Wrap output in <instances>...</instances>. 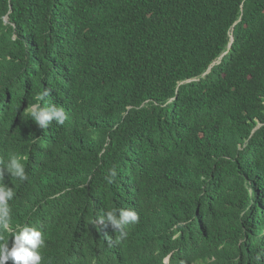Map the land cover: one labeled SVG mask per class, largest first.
Instances as JSON below:
<instances>
[{
	"label": "trees",
	"instance_id": "trees-1",
	"mask_svg": "<svg viewBox=\"0 0 264 264\" xmlns=\"http://www.w3.org/2000/svg\"><path fill=\"white\" fill-rule=\"evenodd\" d=\"M0 171L41 264H264V0H0Z\"/></svg>",
	"mask_w": 264,
	"mask_h": 264
},
{
	"label": "clouds",
	"instance_id": "clouds-1",
	"mask_svg": "<svg viewBox=\"0 0 264 264\" xmlns=\"http://www.w3.org/2000/svg\"><path fill=\"white\" fill-rule=\"evenodd\" d=\"M45 95H48L46 90L43 94L37 97L42 100ZM28 115L41 128H45L48 124L55 120L58 124H63L66 117L62 107L51 105L46 108H41L39 104H33L27 109ZM20 180L27 179L24 165L16 156H12L7 163L6 170ZM4 171H0V177L4 175ZM111 175H116L115 169L110 170ZM111 182V181H109ZM14 196L12 188L7 185L0 184V229H7L10 220V209L8 201ZM107 222L116 229L122 228L129 222L135 223L138 221V215L132 210H119V215L116 212H107L105 217H101L100 223ZM6 239V235L0 237ZM42 233L35 227L25 225L13 235L12 246L9 248L8 243H0V264H8V261H13V264H41L42 255L38 249L44 246Z\"/></svg>",
	"mask_w": 264,
	"mask_h": 264
}]
</instances>
